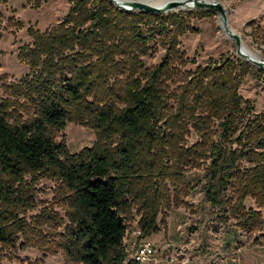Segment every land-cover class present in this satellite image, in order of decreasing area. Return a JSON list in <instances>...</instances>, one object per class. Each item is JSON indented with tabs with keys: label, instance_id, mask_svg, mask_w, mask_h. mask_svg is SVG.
<instances>
[{
	"label": "trees",
	"instance_id": "1",
	"mask_svg": "<svg viewBox=\"0 0 264 264\" xmlns=\"http://www.w3.org/2000/svg\"><path fill=\"white\" fill-rule=\"evenodd\" d=\"M189 14L71 0L59 23L29 29L32 42L18 52L29 72L2 77L0 247L27 235L20 212L35 206V184L47 178L67 207L65 264H137L124 246L129 221L139 215L140 238L158 231L161 208L181 200V170L208 159L211 205L248 237H264V113L239 92L253 66L236 55L188 57L180 38L198 32ZM159 40L165 53L145 65ZM70 121L93 129L95 143L71 152L58 139Z\"/></svg>",
	"mask_w": 264,
	"mask_h": 264
},
{
	"label": "rangeland",
	"instance_id": "2",
	"mask_svg": "<svg viewBox=\"0 0 264 264\" xmlns=\"http://www.w3.org/2000/svg\"><path fill=\"white\" fill-rule=\"evenodd\" d=\"M33 1L0 0V96L4 95L2 77L14 81L29 72V67L18 58L20 46L32 42L29 29L44 32L56 25L65 17L71 4V0H41L40 6L34 7L36 1ZM208 1L224 5L230 27L242 36L250 51L264 60V0ZM199 10L202 9L178 7L168 12H191L188 21L198 29V32L187 33L180 38V49L199 63L209 57L238 56L234 41L222 29L219 14L214 11V14L204 16L197 13ZM155 47L157 52L144 58L145 65L159 62L165 53L161 40ZM252 66L239 92L253 103L256 112L264 113V77L260 72L264 69ZM194 67L187 65V68ZM58 139H64L71 152H78L92 146L97 136L93 129L70 121ZM194 141L196 136L192 135L189 144ZM208 164L209 159L201 162L200 166L181 170L184 178L175 183L181 200L161 208L158 231L140 238L136 234L140 230L137 224L139 215L134 214L124 238L128 259L135 260V244L147 240L153 244L155 252L145 261L136 260L137 264H264V237L259 234L248 237L206 198L204 184ZM167 186L172 196L174 186L169 182ZM56 188L57 183L47 178H41L35 184V206L20 212L31 228L27 235H18L15 246L0 247V264L66 263V254L59 247V234L68 222L67 207L63 197L56 194ZM245 204L256 208L251 198H247ZM262 213L264 217V209Z\"/></svg>",
	"mask_w": 264,
	"mask_h": 264
},
{
	"label": "water",
	"instance_id": "3",
	"mask_svg": "<svg viewBox=\"0 0 264 264\" xmlns=\"http://www.w3.org/2000/svg\"><path fill=\"white\" fill-rule=\"evenodd\" d=\"M116 7L126 11H144L154 14H166L171 10L178 7L182 9H208L213 10L220 16L222 29L226 33L227 37L232 39L236 45V54L239 57L244 58L246 61L255 65L260 69H264V60L261 58L250 57L243 47V38L236 33L229 24L228 12L224 5L220 2L208 1V0H170L163 6H154L141 0H110Z\"/></svg>",
	"mask_w": 264,
	"mask_h": 264
},
{
	"label": "built area",
	"instance_id": "4",
	"mask_svg": "<svg viewBox=\"0 0 264 264\" xmlns=\"http://www.w3.org/2000/svg\"><path fill=\"white\" fill-rule=\"evenodd\" d=\"M136 234L140 236L141 231H136ZM135 248V260L137 261H145L155 252L153 244L147 240H142L139 243H136Z\"/></svg>",
	"mask_w": 264,
	"mask_h": 264
},
{
	"label": "bare ground",
	"instance_id": "5",
	"mask_svg": "<svg viewBox=\"0 0 264 264\" xmlns=\"http://www.w3.org/2000/svg\"><path fill=\"white\" fill-rule=\"evenodd\" d=\"M142 2L154 5V6H163L165 3H167L170 0H141ZM182 1V0H180ZM183 8V7H182ZM243 47H244V51L250 56V57H254V58H260L258 55H256L255 53H253L252 51H250L246 45L243 42Z\"/></svg>",
	"mask_w": 264,
	"mask_h": 264
}]
</instances>
